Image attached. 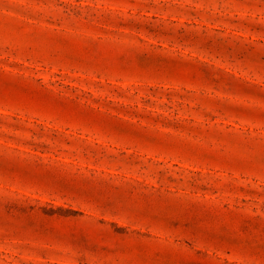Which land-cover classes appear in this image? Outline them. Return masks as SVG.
Wrapping results in <instances>:
<instances>
[{
    "label": "rangeland",
    "instance_id": "obj_1",
    "mask_svg": "<svg viewBox=\"0 0 264 264\" xmlns=\"http://www.w3.org/2000/svg\"><path fill=\"white\" fill-rule=\"evenodd\" d=\"M0 264H264V0H0Z\"/></svg>",
    "mask_w": 264,
    "mask_h": 264
}]
</instances>
